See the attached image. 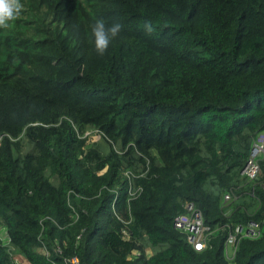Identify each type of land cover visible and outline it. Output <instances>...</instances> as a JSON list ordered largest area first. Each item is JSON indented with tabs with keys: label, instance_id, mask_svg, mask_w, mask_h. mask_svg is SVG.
<instances>
[{
	"label": "trees",
	"instance_id": "obj_1",
	"mask_svg": "<svg viewBox=\"0 0 264 264\" xmlns=\"http://www.w3.org/2000/svg\"><path fill=\"white\" fill-rule=\"evenodd\" d=\"M21 1L33 22L0 28V133L20 138L0 146V264H264L263 231L225 250L264 221V160L255 186L241 174L264 133V0ZM98 18L123 25L104 56ZM186 203L214 231L202 252L173 228Z\"/></svg>",
	"mask_w": 264,
	"mask_h": 264
},
{
	"label": "clouds",
	"instance_id": "obj_2",
	"mask_svg": "<svg viewBox=\"0 0 264 264\" xmlns=\"http://www.w3.org/2000/svg\"><path fill=\"white\" fill-rule=\"evenodd\" d=\"M54 2L49 3L42 11L39 20H43L45 17H47L51 10L53 9ZM29 6H27L24 2L21 0H0V28L1 29H7L11 24L14 22H22L29 23L33 22L32 20H29ZM141 27L144 30L146 35L151 36L156 32V27L153 24V22L150 19H145L141 21ZM123 30V25L119 22H113L111 24H108L104 19H97L91 26V32L93 36L94 41V50L97 55L104 56L111 43L119 38L121 32ZM22 36L25 35L23 31L21 30ZM6 38V37H0V39ZM1 39V40H2ZM14 47V46H11ZM18 78H13L12 85L16 83ZM75 130L77 132V136L79 139L86 140L87 143H93V142H99L102 143L105 147H107L104 143V134L96 128H88L83 133L79 131L76 127ZM11 140V141H19L20 138H14L11 134L8 133H0V146L5 140ZM110 145L112 146V150L116 153L123 155L127 154L128 150L130 149V146H128L124 151H121L118 146L112 142H110ZM252 149V148H251ZM108 150V148H107ZM138 155L140 153L138 152ZM250 156V155H249ZM149 164V163H148ZM149 172V169L147 168L146 171H142L139 174H135L134 172H125L124 176L127 180L128 185V193L129 198H135L139 195V193L142 191V186L137 184L138 179L145 177ZM228 204V203H225ZM2 237L7 239L8 238L5 234V231L3 233H0ZM15 249H13L14 251ZM58 254H62V250L60 247L56 248ZM41 253L45 257L50 256V251L47 247L43 246L41 249ZM146 255L152 256V251L150 248L146 249ZM140 253H137L134 255V257H139ZM78 257V256H77ZM69 258V257H65ZM64 258V259H65ZM132 258V257H131ZM65 264V263H64Z\"/></svg>",
	"mask_w": 264,
	"mask_h": 264
},
{
	"label": "built area",
	"instance_id": "obj_3",
	"mask_svg": "<svg viewBox=\"0 0 264 264\" xmlns=\"http://www.w3.org/2000/svg\"><path fill=\"white\" fill-rule=\"evenodd\" d=\"M264 160V133L260 134L253 142L248 161L242 170V177L248 182L255 184L261 172V162ZM255 186V185H254ZM253 186V187H254ZM254 197V190L248 193ZM242 195H237L235 190H231L224 196V203L237 200ZM173 228L187 236L189 244L198 252H202L209 247L211 236L214 231L206 226L202 212L193 204H185V212L174 219ZM264 232L263 223L251 222L247 228L237 226L234 231H230L225 244L226 256L232 260L237 252L238 244L243 238H257ZM65 264H81L77 256L64 259ZM15 264H21L19 259Z\"/></svg>",
	"mask_w": 264,
	"mask_h": 264
},
{
	"label": "rangeland",
	"instance_id": "obj_4",
	"mask_svg": "<svg viewBox=\"0 0 264 264\" xmlns=\"http://www.w3.org/2000/svg\"><path fill=\"white\" fill-rule=\"evenodd\" d=\"M102 148L104 151H107V147H105L104 145H102Z\"/></svg>",
	"mask_w": 264,
	"mask_h": 264
},
{
	"label": "bare ground",
	"instance_id": "obj_5",
	"mask_svg": "<svg viewBox=\"0 0 264 264\" xmlns=\"http://www.w3.org/2000/svg\"><path fill=\"white\" fill-rule=\"evenodd\" d=\"M254 200V199H253ZM6 232V231H5Z\"/></svg>",
	"mask_w": 264,
	"mask_h": 264
}]
</instances>
